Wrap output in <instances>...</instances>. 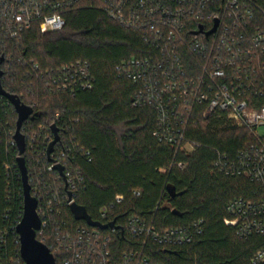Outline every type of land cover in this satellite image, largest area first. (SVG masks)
I'll return each instance as SVG.
<instances>
[{"label":"built area","instance_id":"2783aa9c","mask_svg":"<svg viewBox=\"0 0 264 264\" xmlns=\"http://www.w3.org/2000/svg\"><path fill=\"white\" fill-rule=\"evenodd\" d=\"M81 5L100 7L124 29L140 33L151 49L148 56L124 60L117 73L137 87L133 107L155 110L154 136L159 141L177 152L194 151L202 143L189 137L190 127L223 115L250 132L253 140L234 155L217 149L213 166L226 176L242 177L258 185L257 198L235 197L228 202L225 223L233 226L242 239L264 237V9L255 0H0V34L19 41L34 25L43 34L62 30L67 14ZM216 20L218 25L211 32ZM34 68L39 70V65L34 63ZM95 82L89 62L82 59L47 72L51 91L76 95L92 89ZM54 125H41L34 131L23 125L22 132L26 150L30 148L37 162L49 159L43 171L50 174L49 179L30 184L41 217L37 235L50 243L57 264H165L148 255L150 244L183 247L202 233V219L191 225L158 228L154 220L138 214L127 218L124 233L120 228L102 230L71 223L64 209L76 201L78 192L86 187V179L79 168L66 169L64 163L74 150L65 141L60 126V140L48 154L55 138ZM8 133L12 136L8 145L19 152L16 130ZM73 146L77 151L79 145ZM81 151L91 160L90 150ZM59 165L64 166L66 179ZM133 194L141 196L142 192L135 189ZM123 199L119 195L116 202ZM108 212L109 208L104 207L101 215L106 218ZM18 224L12 233L9 229L0 232L1 248L10 236L16 245L15 253L8 259L2 257L0 264L24 263ZM119 231L129 243L122 249L117 248L113 236ZM263 262L264 247L252 259L253 264Z\"/></svg>","mask_w":264,"mask_h":264},{"label":"trees","instance_id":"16d2710c","mask_svg":"<svg viewBox=\"0 0 264 264\" xmlns=\"http://www.w3.org/2000/svg\"><path fill=\"white\" fill-rule=\"evenodd\" d=\"M255 1L264 9V0ZM66 18L62 30L43 34L34 25L19 41L0 34V59L4 57V89L37 113L25 121L24 128L34 131L55 122L63 129L65 141L74 150L64 163L66 169L79 168L86 179V187L78 192L76 202L84 205L95 220H116L121 226L131 214L154 220L158 228L203 220L202 233L188 245L166 248L150 244L147 253L153 261L253 264L255 252L264 247V237L242 239L225 219L228 202L235 197L257 198L258 185L242 177L226 176L213 166L217 149L234 155L253 140L250 132L223 115L200 120L190 127L189 137L202 143L194 151L177 152L170 144L159 141L154 136L155 110L133 107L137 87L117 73V67L129 57L151 54L140 33L124 29L98 6L81 5ZM78 59L89 62L95 86L76 95L51 91L47 72ZM34 63L39 70H35ZM17 119L14 105L0 96V232L9 229L12 233L23 215L19 152L8 145L12 138L8 132L16 130ZM74 144L79 145L77 151ZM81 148L91 151V160ZM24 157L32 185L38 179H49L50 174L43 173L47 157L37 162L29 147ZM179 162L185 163V168ZM168 185H173L179 194L171 197ZM135 189L141 190V196L133 194ZM119 195L124 198L121 203L116 202ZM104 207L109 208L106 218L101 215ZM64 215L71 223L87 225L76 220L68 206ZM113 236L118 249L129 245L120 231ZM37 237L50 246L42 235ZM15 251L10 236L8 244L0 247V259H8ZM55 255L58 258V253Z\"/></svg>","mask_w":264,"mask_h":264},{"label":"water","instance_id":"95a60500","mask_svg":"<svg viewBox=\"0 0 264 264\" xmlns=\"http://www.w3.org/2000/svg\"><path fill=\"white\" fill-rule=\"evenodd\" d=\"M217 25L218 20H216L215 27L211 32L216 29ZM3 60L4 57L0 59V96L7 97L14 105L16 112L18 113L16 133L14 138L16 139L19 148L18 164L22 175L24 191V213L21 222L17 226V232L21 239V255L24 259L23 264H57L56 258L48 245L37 238V231L41 228V217L37 210L38 200L32 194L31 184L29 182L28 167L24 157V153L26 152V137L22 132V127L25 121H27L29 118H35L37 113L33 107L23 103L18 96L8 93L4 89L2 85L4 71L1 68V63ZM53 129L55 132V138L50 144L48 152L49 155L53 152L54 146L60 140L58 128L54 125ZM57 168L61 171L64 179H66L64 166L59 165ZM167 190L171 197H175L179 194L173 185H168ZM69 200H72L71 193H69ZM70 209L76 220L85 221L88 225L92 227H98L102 230L109 228H120L122 229V233H124L123 226L118 225L116 220H112L107 223H104L100 220H95L89 214L87 208L76 201L71 203Z\"/></svg>","mask_w":264,"mask_h":264}]
</instances>
